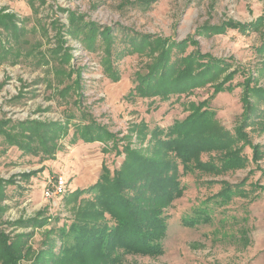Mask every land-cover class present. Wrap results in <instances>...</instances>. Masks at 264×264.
I'll list each match as a JSON object with an SVG mask.
<instances>
[{"label": "rangeland", "instance_id": "rangeland-1", "mask_svg": "<svg viewBox=\"0 0 264 264\" xmlns=\"http://www.w3.org/2000/svg\"><path fill=\"white\" fill-rule=\"evenodd\" d=\"M8 14L14 15V22H8V29L0 24V120L8 121L6 127L26 120L61 121L70 132L60 140L63 150L56 158L45 160L0 134L1 231L11 238L29 233L34 250L46 249V232L53 229L54 236L76 216L81 203L67 200L70 193L94 184L104 162L111 170L120 167L125 152L117 155L113 140L72 142L73 124L86 115L106 127L120 149L132 144L149 151L152 132L184 120L191 104L207 99L205 113L193 123L198 160L186 169L180 167L186 189L166 210L165 254L129 253L120 264H264V0H0V18ZM73 17L100 28L93 36L86 35L95 41V49L88 47L84 34L68 32ZM230 22L248 25L210 29ZM103 28L111 29L110 36ZM62 32L68 33L66 45L72 49L55 57L52 49L62 41ZM145 35L168 37L170 44L191 36V42L170 46L171 55L162 64V45L156 42L152 48L141 42ZM67 52L74 54L71 64L62 60ZM200 53L226 64L218 81L183 94L169 91L168 97L136 95L139 76L147 72L160 87L177 88L173 75L179 73L183 57L190 58L193 80L213 74L208 56ZM108 58L118 80L107 70ZM73 65L82 67V76ZM160 74H165L162 80ZM79 81L84 84L83 96L78 94ZM220 82L233 88L213 94ZM253 145H259L262 154L257 161ZM229 151H236L245 166L209 172L211 159L223 154L222 164ZM60 172L68 177L67 194L46 198L48 181ZM222 181L238 185L232 196H218L225 188ZM198 210L204 212L202 219L184 224V219L200 215ZM43 218L47 222L42 227L32 222ZM60 244L57 238L56 253Z\"/></svg>", "mask_w": 264, "mask_h": 264}, {"label": "trees", "instance_id": "trees-1", "mask_svg": "<svg viewBox=\"0 0 264 264\" xmlns=\"http://www.w3.org/2000/svg\"><path fill=\"white\" fill-rule=\"evenodd\" d=\"M71 20L73 27L69 29V32L76 36L78 33L84 34L88 47L95 49V41H90L86 35L93 36L100 28L91 23L89 26V23H83L82 20L74 17ZM8 22H14L13 14L0 18V24L6 26L5 29L10 26ZM228 25L239 28L248 24L230 22L219 27L211 26L210 29L225 31ZM105 30H108L110 36L111 29L103 28V31ZM18 37L17 35L14 38L18 39ZM190 40L191 36L170 44L168 37L145 35L141 42H149L152 48H156L154 45L156 42L161 44L162 52L159 54V62L163 64V59H169L171 47L174 44H189ZM132 41L136 42V39L133 38ZM193 42L197 43L195 40ZM61 43L62 41L52 49L53 56L58 57L64 51ZM106 51L109 57L112 53L111 48L108 46ZM207 56L209 58L207 62L212 64L214 73H205L201 78L194 79L197 81L195 85L191 86L194 80L190 76V58L183 57L179 73L173 75L178 80L177 88L168 90L167 85L160 87L158 81L151 80L153 75L147 72L139 76L141 79L135 87L136 95L139 94L144 98L158 95L168 97L166 94L169 91L183 94L194 90L195 86L200 87L218 81L227 66L222 65V60L219 58L200 53L202 58ZM109 59H107L109 64L107 70L111 72L109 74L113 80H118L119 76L114 73L115 70L112 69ZM62 60L69 63L70 54L65 53ZM164 75L158 76L161 79ZM246 82L249 85L250 79H246ZM225 84L217 83L213 94L233 88ZM244 99L247 100L248 97L245 96ZM207 102L206 99L198 104H191V113L184 120L174 122L167 130L160 128L156 133L152 132L153 143L151 142L149 151L133 148L132 144L124 145L125 147L120 149L119 140L91 115H86L83 121L73 124V143L81 140L83 143L100 141L107 144L113 140V149L116 150L117 155L125 152L120 167L111 170L104 162L101 174L94 184L87 188L71 190L67 200L71 202L79 200L81 203L78 206L79 209L77 207L76 216L72 222L68 225L64 224L55 231L54 236H52L53 229L46 232L43 242L47 245L46 249L34 250L28 241L29 233H19L11 238L5 231L0 230V264H22L25 259L33 260L31 264H97L99 260H102L103 264H120L123 256L129 253L149 256L165 254L164 241L169 227L166 210L175 200L183 196L186 189L180 177V167L186 169L191 166L192 161L198 160L194 152L193 123L201 116L198 114L205 113L206 110L202 109L208 106ZM6 126H9L8 121L0 120V134H4L6 141L17 145L25 152L41 154L42 160L55 159L57 153L63 150L60 140L70 132L67 125L57 121L26 120L16 125L12 124L10 127ZM12 127L16 131H13ZM141 136L146 137V133H141ZM253 148L257 161L262 154H258L259 145H253ZM222 155L211 159L212 163L207 167L211 170L209 172L221 174L226 173L228 169L245 166L244 159L236 151L226 153L222 158L223 165L220 164ZM31 174L27 173L25 176L29 177ZM1 182L0 193L3 194ZM222 182L225 188L218 196L222 198L232 196L238 185L228 181ZM197 212L200 215L196 218L184 219V224L194 225L199 222L204 212L202 210ZM39 214L42 216L44 212L41 211ZM191 218L195 219L189 220ZM207 219L204 218V220ZM32 222L42 227L47 220L43 218L41 221ZM57 238L61 242L59 253L55 252Z\"/></svg>", "mask_w": 264, "mask_h": 264}, {"label": "built area", "instance_id": "built-area-1", "mask_svg": "<svg viewBox=\"0 0 264 264\" xmlns=\"http://www.w3.org/2000/svg\"><path fill=\"white\" fill-rule=\"evenodd\" d=\"M68 192V177L65 173L60 172L50 180L46 187L44 194L46 198H53L56 196H64Z\"/></svg>", "mask_w": 264, "mask_h": 264}, {"label": "crops", "instance_id": "crops-1", "mask_svg": "<svg viewBox=\"0 0 264 264\" xmlns=\"http://www.w3.org/2000/svg\"><path fill=\"white\" fill-rule=\"evenodd\" d=\"M69 32V31H68ZM66 35H68V33H63L62 32V37H61V39H62V46H63V48H64V51H68V52H70V50L72 49V47H71V45H66L67 44V42H68V39H67V37H66ZM70 35V34H69ZM55 45L57 44V42H55L54 43ZM57 46V45H56ZM55 46V47H56ZM70 56H72V59H73V56H74V54H70ZM69 63L71 64V61H69ZM74 67H75V65H73ZM80 73H81V76H82V74H83V69H82V67H80V66H78V67H75ZM71 70L73 71V69L71 68ZM76 79H79V75H77L76 74ZM80 83H81V81H79ZM83 86H84V84L83 83H81L80 84V90L78 91V94H80L81 96H83ZM48 122H50V121H48ZM61 122V121H60ZM58 153H60V151L58 152ZM58 153H57V155H58ZM56 155V156H57ZM51 180V179H50ZM50 180L48 181V184H49V182H50Z\"/></svg>", "mask_w": 264, "mask_h": 264}]
</instances>
